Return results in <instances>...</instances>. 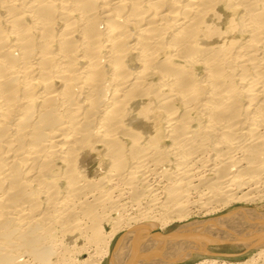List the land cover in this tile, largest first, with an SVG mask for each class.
Returning a JSON list of instances; mask_svg holds the SVG:
<instances>
[{"label": "bare ground", "instance_id": "6f19581e", "mask_svg": "<svg viewBox=\"0 0 264 264\" xmlns=\"http://www.w3.org/2000/svg\"><path fill=\"white\" fill-rule=\"evenodd\" d=\"M256 201L264 0H0V264H264V210L188 221Z\"/></svg>", "mask_w": 264, "mask_h": 264}, {"label": "rangeland", "instance_id": "374dc122", "mask_svg": "<svg viewBox=\"0 0 264 264\" xmlns=\"http://www.w3.org/2000/svg\"><path fill=\"white\" fill-rule=\"evenodd\" d=\"M91 162H92V164H91ZM93 163H94V161L91 160L90 161V167H92V168L95 167V163L94 164ZM241 207H253V208H257L258 210H264V201H256V202H232V203H230V205L220 207L217 210H215L214 212H210V213H205L203 211L193 212L190 215L188 221L189 220H195V219H207V218L215 217V216L222 215L224 213H228L229 211H232L234 209L241 208ZM180 223H179V221H177V222H174V223H171V224L167 225L164 228H161V229L158 228L157 230L160 231V232H162V233H168L169 231H172V230L176 229V227L178 228L179 226H181L185 222L184 221H180ZM109 225L108 224H105V227H106L107 230H110L109 229L110 228ZM122 234H123V232H119L117 234L115 243L118 240L119 236H121ZM70 239H69L68 242H72L74 240L72 237ZM82 240L83 239H79L80 245L84 241V240L83 241ZM209 249H211L212 251L217 252V253H225V254L228 253V256L227 257L226 256H221L220 258H222V259L223 258H226V259L234 260V261H245L247 258H249L250 256H252L254 254V252H255L253 250H250V251H248L246 253H241V251H242L243 248L240 245L230 244V243L223 244V245H220V246H211V247H209ZM87 253H88V251H84V252H81V253H76L75 256H74V258L77 257L80 260H83V259H85V258H87L89 256V253L88 254ZM230 254H239V255H237V256H230ZM192 258H190L189 260H186V261H181L180 263H175V264H190L191 262H193L196 259L197 260L198 259H201L202 256L201 255H196L195 258H193L194 260H192ZM104 264H107V260L104 262Z\"/></svg>", "mask_w": 264, "mask_h": 264}]
</instances>
